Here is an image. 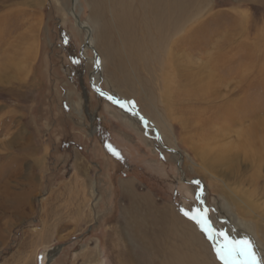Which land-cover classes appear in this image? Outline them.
Here are the masks:
<instances>
[{"label": "rangeland", "instance_id": "obj_1", "mask_svg": "<svg viewBox=\"0 0 264 264\" xmlns=\"http://www.w3.org/2000/svg\"><path fill=\"white\" fill-rule=\"evenodd\" d=\"M102 1L0 0V264H39L45 249L47 264H157L177 247L222 264L183 214L197 195L264 259V0H193L182 36L199 47L182 42L162 68L125 48ZM94 57L99 88L134 99L165 147L94 91Z\"/></svg>", "mask_w": 264, "mask_h": 264}, {"label": "bare ground", "instance_id": "obj_2", "mask_svg": "<svg viewBox=\"0 0 264 264\" xmlns=\"http://www.w3.org/2000/svg\"><path fill=\"white\" fill-rule=\"evenodd\" d=\"M105 1L111 11L110 12L112 16L111 26L115 28L116 35L119 39H122V42L125 45V48L128 51H132L141 56H143V50L148 51L150 53L149 57L152 59H156V61L160 64V68H162L161 65H163L164 67V64H166V66H168V63L171 64V58H172L171 54H173L172 51L178 50L182 42L183 44L188 45L187 48L189 49H195L196 47H199V45L196 42H193V39H186L182 36L183 32L185 33L194 32L193 27L191 25L190 26L184 25L185 22L193 20L194 16L196 15V8L198 4L197 2L193 0H188V2L187 0H103L102 3H104ZM133 2H136V3L134 4ZM76 3H77V0H74V4ZM109 9L107 10L109 11ZM70 14H72L78 26L84 31L85 35H87L86 44H88L91 47L93 43V38H92L90 26L86 22H83L79 19V17L74 13L73 8L71 9ZM111 26H109V28ZM133 26L134 28L137 26V28L141 30L140 32H142V37L138 36L136 34L137 32L135 33ZM204 45H207V44H204ZM144 55L145 56L143 57L146 58V54ZM210 59H211L210 56H207V60L210 61ZM91 61L93 63L94 68L91 71L92 73L89 75V79H90V85L92 86L94 91H96L99 94L100 92H103L106 95H102V96L104 97L111 96L114 98V100L120 101L123 104V106H121V103H115L113 102V100H111L116 105L121 106V108L123 109L122 111L125 114H129L135 121H137L138 124H141L144 128H146L147 131H153L155 139H157L159 145L162 147H165L163 142L161 141L163 139L161 134L158 131H155L156 129L154 125L151 122H149L145 117H143L137 111L136 108L130 107L129 104L123 98H117V96L113 95L112 93L101 90L99 88V84L101 81V73H102V62L97 57L92 58ZM211 65H212V62L210 66ZM97 89H99L100 91H97ZM254 128H256V126ZM257 138L260 139L261 144H264V134L260 135V137L258 136ZM171 151L174 153V155L177 153L176 150H171ZM178 164L181 165L180 159H178ZM183 174L184 173H182L181 175ZM194 181H196L195 184H198L197 182H199V180H196V179ZM199 190H201V188ZM199 202H200L199 210L208 211L207 205L203 201V198L201 197V195H200ZM207 217H208V214H207ZM195 226L196 228L199 227L197 224ZM203 234L208 239L207 235L205 233ZM140 239H141V236H140ZM196 239H198V235H196ZM209 241L212 244L214 243V241H211V240ZM158 249L159 248H157V250ZM177 249L178 247L176 249L170 250L171 252L169 253L166 252L167 255H164L165 257L162 260L158 259L159 261L157 264H211V262L205 259L200 261L198 256H200L201 254L199 255L197 252L193 253L194 251L193 252L188 251L184 253L183 251L179 252V250ZM49 255H50L49 249L43 250L40 255L39 264H47ZM156 255L158 256V254ZM144 264H148V263L144 262Z\"/></svg>", "mask_w": 264, "mask_h": 264}, {"label": "snow or ice", "instance_id": "obj_3", "mask_svg": "<svg viewBox=\"0 0 264 264\" xmlns=\"http://www.w3.org/2000/svg\"><path fill=\"white\" fill-rule=\"evenodd\" d=\"M97 91L100 90L97 89ZM100 94L106 95L103 92H100ZM108 99L113 100L115 103H121L120 101L114 100L111 96ZM121 106H123L122 103ZM109 150L114 155H118L111 146H109ZM195 199L200 200V195H197ZM182 211L186 217L193 220L199 226L200 230L207 235L209 240L214 241L213 248L215 256L222 264H264V259L255 250L252 240L247 236L243 238L232 237L224 230L217 231L208 220L207 210H196L195 215L187 210Z\"/></svg>", "mask_w": 264, "mask_h": 264}, {"label": "crops", "instance_id": "obj_4", "mask_svg": "<svg viewBox=\"0 0 264 264\" xmlns=\"http://www.w3.org/2000/svg\"><path fill=\"white\" fill-rule=\"evenodd\" d=\"M13 64V63H12ZM11 64V61H8V63H7V66H8V71L10 72V71H12V70H15V72L18 70V68H16V67H14L13 65ZM7 66H6V68H7ZM22 67H23V65H22ZM0 78L1 77H3V74H4V68L3 67H1V69H0ZM104 110L106 111V112H104V111H101V110H99V113H100V115H102V120H103V123H109V124H112V122H113V119H118V117H119V115H117L116 113H113L112 111L110 112L109 111V109H105L104 108ZM104 112V113H103ZM110 114V118H112V120L111 119H109V117H107L108 115Z\"/></svg>", "mask_w": 264, "mask_h": 264}, {"label": "water", "instance_id": "obj_5", "mask_svg": "<svg viewBox=\"0 0 264 264\" xmlns=\"http://www.w3.org/2000/svg\"><path fill=\"white\" fill-rule=\"evenodd\" d=\"M127 102H128V104L131 105V106H134V104H135V101H134V99H132V98H130ZM163 149L166 150V151H170V152H172L169 148H163ZM197 193H198V190H197Z\"/></svg>", "mask_w": 264, "mask_h": 264}]
</instances>
